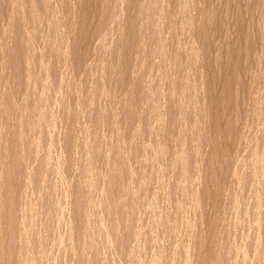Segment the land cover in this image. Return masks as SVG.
<instances>
[{
  "label": "rangeland",
  "instance_id": "374dc122",
  "mask_svg": "<svg viewBox=\"0 0 264 264\" xmlns=\"http://www.w3.org/2000/svg\"><path fill=\"white\" fill-rule=\"evenodd\" d=\"M0 264H264V0H0Z\"/></svg>",
  "mask_w": 264,
  "mask_h": 264
},
{
  "label": "bare ground",
  "instance_id": "6f19581e",
  "mask_svg": "<svg viewBox=\"0 0 264 264\" xmlns=\"http://www.w3.org/2000/svg\"><path fill=\"white\" fill-rule=\"evenodd\" d=\"M151 7V6H150ZM193 8V7H192ZM130 10V9H129ZM189 11V10H188ZM160 12V11H159ZM44 14V13H43ZM150 18V17H149ZM33 19V18H32ZM38 19V18H37ZM25 22V21H24ZM27 25V24H26ZM188 26V25H187ZM33 29V28H32ZM36 31V30H35ZM176 31V30H175ZM34 32V31H33ZM38 32V31H37ZM200 32V31H199ZM5 33V32H4ZM17 33V32H16ZM14 35V34H13ZM28 37V36H27ZM11 38V37H10ZM45 39V38H44ZM195 39V38H194ZM10 41V40H9ZM93 41V40H92ZM191 42V41H190ZM37 43V42H36ZM10 44V43H9ZM185 45V44H184ZM8 48V47H7ZM39 48V47H38ZM55 48V47H54ZM62 48V47H61ZM66 49V48H65ZM145 49V48H144ZM207 52V51H206ZM146 55V54H145ZM21 56V55H20ZM205 56V55H204ZM11 59V58H10ZM26 62V61H25ZM109 64V63H108ZM180 64V63H179ZM103 66V65H102ZM13 67V66H12ZM28 68V67H27ZM178 69V68H177ZM188 69V68H187ZM193 77V76H192ZM150 78V77H149ZM231 82V81H230ZM187 89V88H186ZM245 89V88H244ZM194 91V88H193ZM53 92V91H52ZM215 102V101H214ZM69 105V104H68ZM198 105V104H197ZM53 106V105H52ZM194 106V105H193ZM153 112V111H152ZM49 118V117H48ZM193 118V117H192ZM33 128V127H32Z\"/></svg>",
  "mask_w": 264,
  "mask_h": 264
}]
</instances>
